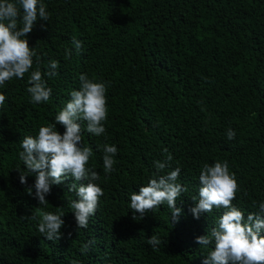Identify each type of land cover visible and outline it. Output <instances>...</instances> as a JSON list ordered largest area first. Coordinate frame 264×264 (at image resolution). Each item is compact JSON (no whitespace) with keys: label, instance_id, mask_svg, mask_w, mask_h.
Masks as SVG:
<instances>
[{"label":"trees","instance_id":"16d2710c","mask_svg":"<svg viewBox=\"0 0 264 264\" xmlns=\"http://www.w3.org/2000/svg\"><path fill=\"white\" fill-rule=\"evenodd\" d=\"M42 2L50 19L38 21L26 38L41 58L39 65L34 58L30 72H47L49 60L59 62L58 75L44 77L50 100L30 103V73L0 87L7 97L0 108V264H202L210 249L195 238L210 232L222 214L214 209L197 220L188 211L202 166L227 160L240 188L232 203L245 220L264 202V0ZM73 38L83 44L79 54ZM80 74L109 84L105 134L82 131L84 145L93 148L89 167L100 173L104 191L87 229H77L69 206L76 199L68 192L71 177L52 186L45 207L26 193L15 170H25L18 157L24 137L53 122L79 89ZM229 127L236 132L232 141ZM56 130L64 133L61 125ZM104 143L118 148L107 177L96 150ZM163 149L173 156L166 171L180 167L177 182L187 188L176 201L181 216L172 224L164 204L133 220L130 195L153 177ZM27 182L34 184L35 175ZM39 207L64 214L60 240L40 236ZM152 235L164 241L159 250L147 243ZM89 239L96 243L81 254Z\"/></svg>","mask_w":264,"mask_h":264},{"label":"clouds","instance_id":"9594fccd","mask_svg":"<svg viewBox=\"0 0 264 264\" xmlns=\"http://www.w3.org/2000/svg\"><path fill=\"white\" fill-rule=\"evenodd\" d=\"M49 19L50 14L42 0H0V87L14 78L23 79L25 74L30 73L27 80L30 86L26 91L30 95V103L37 105L49 102L52 89L47 86L44 77H56L59 62L49 60L47 72L42 73L39 67L30 72L34 58L37 65L41 58L34 47H29L26 37L38 21L47 22ZM40 27L46 30L44 23ZM72 43L79 54L82 42L73 38ZM71 55L72 51L65 49V58ZM78 79L79 89L69 93L70 99L55 115L53 122L40 126L35 137H24L18 157L25 170L21 171L19 166L15 170L19 174V183L27 185L26 193L45 207L49 205L46 197L51 194L52 186L60 185L71 177L74 182L68 185V192L73 193L76 199L71 200L69 206L77 229H87L104 191L97 183L101 178L100 173L89 167L93 148L84 145L82 131L96 137L105 134L109 84L89 78L87 74H80ZM6 99L4 94H0V108L4 107ZM81 121L86 123L83 130L79 123ZM56 125L64 128L62 135L56 130ZM226 138L228 141L236 138V132L230 127ZM96 150L102 151L103 172L107 177L115 171L117 161L114 157L118 154V148L114 144L104 143L98 145ZM162 155L165 157L163 160L153 162L156 170L153 177L146 185L139 187L138 194L133 192L130 195L129 208L133 220H142L164 204L171 213L169 219L172 224L177 223L181 216V208L176 207V201L187 192V188L177 182L181 168L166 171L172 168L173 156L167 149L162 150ZM33 174L35 182L28 185L27 177ZM198 180V196H192L194 206L188 210L192 217L198 220L201 214L211 213L214 209L222 210L211 231L195 238L194 242L200 247L210 249L202 264H264V235H261L264 232V202L259 203L258 212L248 214L245 220L244 213L232 203L240 188L235 174L229 170L227 160H217L211 165L205 163ZM57 209L53 213L37 208L40 213L37 230L48 241L62 238L64 214ZM30 219L37 217L32 215ZM68 237H71V233H68ZM95 243L94 239L83 243L81 254L88 253ZM147 243L154 250H159L164 241L152 235ZM71 264L79 262L73 260Z\"/></svg>","mask_w":264,"mask_h":264}]
</instances>
